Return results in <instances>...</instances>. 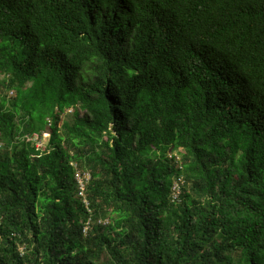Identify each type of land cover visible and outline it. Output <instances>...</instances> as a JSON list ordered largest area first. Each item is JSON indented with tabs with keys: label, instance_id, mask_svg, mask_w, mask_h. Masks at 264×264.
<instances>
[{
	"label": "trees",
	"instance_id": "16d2710c",
	"mask_svg": "<svg viewBox=\"0 0 264 264\" xmlns=\"http://www.w3.org/2000/svg\"><path fill=\"white\" fill-rule=\"evenodd\" d=\"M0 75V264H264V0H0Z\"/></svg>",
	"mask_w": 264,
	"mask_h": 264
},
{
	"label": "built area",
	"instance_id": "2783aa9c",
	"mask_svg": "<svg viewBox=\"0 0 264 264\" xmlns=\"http://www.w3.org/2000/svg\"><path fill=\"white\" fill-rule=\"evenodd\" d=\"M11 94H14V91H11ZM50 138V133L44 132L43 135H40L39 133H34L30 139L33 140V143H35V146L37 149H42L48 142ZM3 145V142L0 141V146ZM72 165H74L76 172L75 177L76 181L78 183V196L81 197L83 203L88 207L90 204L88 194H87V186L92 178L91 172L89 170H83L78 167V164L76 162H72ZM175 188H178V192L180 191L181 185L179 183L175 184ZM88 225H86L84 231L87 232Z\"/></svg>",
	"mask_w": 264,
	"mask_h": 264
},
{
	"label": "rangeland",
	"instance_id": "374dc122",
	"mask_svg": "<svg viewBox=\"0 0 264 264\" xmlns=\"http://www.w3.org/2000/svg\"><path fill=\"white\" fill-rule=\"evenodd\" d=\"M0 77H3V75H0ZM76 109L81 113V115L84 113V111L81 108H79V106H76V107L70 108L68 112H64L62 114L63 118L68 119V120H72V118L74 117V113H75Z\"/></svg>",
	"mask_w": 264,
	"mask_h": 264
},
{
	"label": "clouds",
	"instance_id": "9594fccd",
	"mask_svg": "<svg viewBox=\"0 0 264 264\" xmlns=\"http://www.w3.org/2000/svg\"><path fill=\"white\" fill-rule=\"evenodd\" d=\"M11 91H13V90H11ZM11 91H9V95H12L11 94ZM70 109V108H69ZM69 109L68 110H66V112H68L69 111ZM62 120H64V118H63V116H62V119H61V121H60V123H62ZM44 132H46V133H50L49 131H44ZM43 132V133H44ZM34 133H37V132H34ZM43 133L42 134H40V135H43ZM50 137H51V133H50ZM49 140H50V138H49ZM48 140V141H49ZM1 142H3V145L2 146H4V141L3 140H0ZM48 143V142H47ZM2 146H0V147H2ZM47 146V144L43 147V148H45ZM43 148L42 149H39V150H43ZM72 162H75V161H72ZM72 162H71V164H72ZM77 163V162H76ZM78 164V163H77Z\"/></svg>",
	"mask_w": 264,
	"mask_h": 264
}]
</instances>
